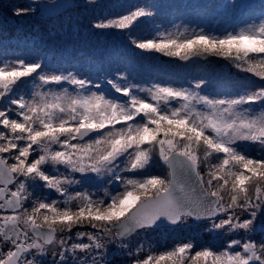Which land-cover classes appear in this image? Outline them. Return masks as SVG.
Wrapping results in <instances>:
<instances>
[{
  "label": "snow or ice",
  "instance_id": "6c2138e0",
  "mask_svg": "<svg viewBox=\"0 0 264 264\" xmlns=\"http://www.w3.org/2000/svg\"><path fill=\"white\" fill-rule=\"evenodd\" d=\"M38 7L27 0L12 14ZM153 15L137 7L94 27L131 29ZM132 43L181 61L222 58L261 83L217 98L202 94L203 79L140 87L122 73L107 79L116 96L40 62L0 64V264H45L50 251L49 264H264V235L254 239L264 234V18L222 36L185 28ZM157 159L167 176L150 173ZM38 186L58 198L36 196ZM190 221L229 237L225 246H133L141 231Z\"/></svg>",
  "mask_w": 264,
  "mask_h": 264
},
{
  "label": "trees",
  "instance_id": "16d2710c",
  "mask_svg": "<svg viewBox=\"0 0 264 264\" xmlns=\"http://www.w3.org/2000/svg\"><path fill=\"white\" fill-rule=\"evenodd\" d=\"M166 1H169V10ZM190 1L192 0H154V5H158L152 7L154 15L151 17H156L153 20L156 32H167L170 28L177 31L180 30V24L188 27L199 24L200 30L222 36L226 32L238 31L245 24L257 23L264 17V0ZM26 3V0H7L0 8V64L20 59L40 62L44 73L71 72L80 78L91 80L93 85L102 84L103 91L110 95L116 94L107 79L115 80L122 73L127 74L130 83L140 87L170 83L174 87L187 88L203 79L207 83L202 90L211 91L214 86L218 90L230 89L249 83L248 81L261 83L245 73L219 76L216 82L210 76L212 72H197L179 58L136 48L132 43L133 39L154 36L146 33L149 28L152 31L153 22H149L150 27L145 22H137L131 29L124 30L94 27L98 21L131 11L128 0H94L93 3L76 0L71 9L49 18L41 16L38 8L36 13L28 16L17 17L12 14L14 6L24 7ZM166 11L183 15L184 18L178 20L170 17ZM218 83L220 88H217ZM64 86L71 90V86ZM25 90L30 95V88L26 87ZM208 96L218 97L212 94ZM181 233L193 241L196 246L194 251L205 246L220 250L229 239L217 235H198L194 229ZM261 235L264 234H258L254 239H261ZM171 244L169 240L162 246L172 248Z\"/></svg>",
  "mask_w": 264,
  "mask_h": 264
},
{
  "label": "rangeland",
  "instance_id": "374dc122",
  "mask_svg": "<svg viewBox=\"0 0 264 264\" xmlns=\"http://www.w3.org/2000/svg\"><path fill=\"white\" fill-rule=\"evenodd\" d=\"M6 1L7 0H0V8H2V5ZM192 1H190V2H192ZM128 5L130 7V10H134L137 7H145L146 9L151 10L152 7L155 6V5H158V3H156L154 5V0H128ZM166 5H167L168 10H169V7H170L169 6V1H166ZM166 12L170 14V17L177 18L178 20L181 19V18H184L183 15H176L177 13H175V12H169V11H166ZM154 18H156V17H142L138 21V22H145L146 23V26H148V27H150L152 25L151 26L152 27V31L149 28L147 30V32H146L147 35H149V36L156 34V30H155L156 23L153 22ZM259 21L257 23H259ZM149 22H153V24L150 23L151 24L150 25ZM248 24H251V23H248ZM248 24H245V26L248 25ZM179 27H180V30H182V28H186L189 32H191L192 29H195V30L197 29V32H198V30H200V28H201L199 24H197V25L192 24L190 27H188L186 25H183V24H180ZM168 31L176 32V31H172L171 28ZM186 62L192 68H195L197 72H206V73L212 72L210 74V76L212 75L213 76V80H215L216 82H217V77H219V76H232L234 74L235 75H238V74L242 73V72H240L239 70H237L236 68H234L232 66H216L215 64H213L211 62L202 63L199 60L198 57H194L193 59H191L189 61H186ZM245 75L246 76H252L251 74H247V73H245ZM253 80L259 82V80L257 78H255V77H253ZM248 82L250 83L252 81H248ZM257 82H255V83H257ZM158 84H160V83H158ZM258 84L259 83L255 84V85H258ZM160 85H163V86H171L172 84H170V83H163V84H160ZM101 86H102V84H101ZM150 86H152V85H150ZM50 87H56V86H50ZM220 87L221 86L218 83L217 84V88H220ZM25 89H26V87L25 88H22L21 91L23 92V94L25 95V97L28 98L29 92H25L26 91ZM238 89L240 90V85H236V87H231L230 89L224 88V89H218V90H216V87L214 86V87H212V89H210L211 91H205L206 89L202 90V94H206V95H208V94L218 95L217 98H220V97H224V96H234V95L237 94L236 91ZM115 94H116V96H120L121 95L119 93H115ZM173 103H176V102H173ZM255 107H259V105H256ZM3 155L10 157V154H3ZM9 162H12L11 159L9 160ZM202 171H206V170H203L202 169ZM168 172L169 171H168L167 166L164 165L163 162L162 161H159L158 159L156 160V162L153 164L152 168L150 169V173L151 174L160 175L162 177L163 176H167L168 175ZM76 176H77V178H79L80 174H76ZM205 178L207 179V177H205ZM104 186L105 187H109L110 190H113V191L119 188V184L118 183L112 184L110 186L107 185V184H105ZM85 187H88V188L94 190L95 185L92 182H88V183L85 184ZM35 195L36 196L50 195V198H52V199L58 198L56 193L51 192L49 194V190L44 189L42 186H38V187L35 188ZM191 229H194L195 232L198 235L199 234H202V235H204L206 237H210V236L211 237H214L215 236L214 234H209V233L205 232L204 229H203V227L198 226L196 224H193L190 221L189 222V226H186V227L160 228V229H155V230H152V231H149V232H143V231H141L138 236L134 237V239H133V246H135V244L137 242H139V241H145V242H148V243H151L152 244L154 251L161 252V251H164L166 249H170V248H164L162 246L164 243L168 242L169 240L172 242V244H171L172 247L175 244H177V243L189 241V239H187L186 237H184V235H182L181 232L183 231V232L187 233L188 230H191ZM209 239L211 240V238H209ZM218 245H220V244L218 243ZM116 255L119 256V253H116ZM119 258L121 260L126 259V257H124V256H119ZM50 260H51V251L49 252V256L46 258L45 263L46 264H49V261ZM69 264H71L70 261H69Z\"/></svg>",
  "mask_w": 264,
  "mask_h": 264
},
{
  "label": "water",
  "instance_id": "95a60500",
  "mask_svg": "<svg viewBox=\"0 0 264 264\" xmlns=\"http://www.w3.org/2000/svg\"><path fill=\"white\" fill-rule=\"evenodd\" d=\"M75 2L76 0H36V4L40 6L38 7L40 15L45 18L56 16L71 9L75 5ZM43 5H48V7L45 8L43 7ZM60 5H71V7L65 8V7H60ZM198 58L202 63L211 62L216 66H232L229 61H226L222 58H218L215 56L204 55ZM160 228H174V227L169 225H164L161 226Z\"/></svg>",
  "mask_w": 264,
  "mask_h": 264
},
{
  "label": "flooded vegetation",
  "instance_id": "af4514ba",
  "mask_svg": "<svg viewBox=\"0 0 264 264\" xmlns=\"http://www.w3.org/2000/svg\"><path fill=\"white\" fill-rule=\"evenodd\" d=\"M0 214H2V213H0ZM8 214H11V213H8Z\"/></svg>",
  "mask_w": 264,
  "mask_h": 264
}]
</instances>
